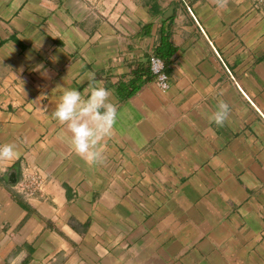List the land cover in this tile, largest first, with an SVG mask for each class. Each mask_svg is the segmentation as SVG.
<instances>
[{
	"label": "crops",
	"instance_id": "obj_1",
	"mask_svg": "<svg viewBox=\"0 0 264 264\" xmlns=\"http://www.w3.org/2000/svg\"><path fill=\"white\" fill-rule=\"evenodd\" d=\"M159 51L164 91L149 70ZM89 72L118 108L101 165L52 118ZM9 142L0 264H264V0H0ZM34 171L44 184L25 197L15 183Z\"/></svg>",
	"mask_w": 264,
	"mask_h": 264
},
{
	"label": "clouds",
	"instance_id": "obj_2",
	"mask_svg": "<svg viewBox=\"0 0 264 264\" xmlns=\"http://www.w3.org/2000/svg\"><path fill=\"white\" fill-rule=\"evenodd\" d=\"M218 9H226L229 0H212ZM43 64L33 70L41 71ZM46 74V73H45ZM92 82L84 90L85 95L76 89H63L59 97L52 118L64 126L63 135L67 137L72 151L82 158L88 165H101L106 162L105 146L102 142L113 135L117 122L118 108L111 102L112 93L102 82H96L94 72L86 74ZM164 79H167L164 76ZM167 88L166 84L161 86ZM222 95V93H221ZM230 116V106L223 99L217 101L216 110L209 119L217 126L222 127ZM20 153L15 143L0 144V171L6 170L11 162L19 159ZM25 253H21V256ZM13 258L10 264H16Z\"/></svg>",
	"mask_w": 264,
	"mask_h": 264
},
{
	"label": "built area",
	"instance_id": "obj_3",
	"mask_svg": "<svg viewBox=\"0 0 264 264\" xmlns=\"http://www.w3.org/2000/svg\"><path fill=\"white\" fill-rule=\"evenodd\" d=\"M149 67L154 75L157 86L162 91L166 90L168 88V82L167 79H164V76L167 77L165 73V61L161 57L152 54L149 58ZM163 84L167 85L166 89L161 87ZM15 184L18 193H21L25 197H30L42 189L44 179L37 171L33 173L25 172Z\"/></svg>",
	"mask_w": 264,
	"mask_h": 264
},
{
	"label": "trees",
	"instance_id": "obj_4",
	"mask_svg": "<svg viewBox=\"0 0 264 264\" xmlns=\"http://www.w3.org/2000/svg\"><path fill=\"white\" fill-rule=\"evenodd\" d=\"M155 55H157V56H159V57H161L164 61H165V59H166V57H165V53L164 52H162V51H159V52H157ZM150 70V69H149ZM151 72V71H150ZM138 80V79H137ZM135 81H136V79H135ZM133 84H135L134 82H133ZM133 87V89H132V91L130 90H128V91H123V90H119V94H121V96L124 98V97H128L129 95H131V94H133V93H135L138 89H139V85H134V86H132Z\"/></svg>",
	"mask_w": 264,
	"mask_h": 264
},
{
	"label": "water",
	"instance_id": "obj_5",
	"mask_svg": "<svg viewBox=\"0 0 264 264\" xmlns=\"http://www.w3.org/2000/svg\"><path fill=\"white\" fill-rule=\"evenodd\" d=\"M9 181H11V182H15L16 181V177H15V173H10L9 174Z\"/></svg>",
	"mask_w": 264,
	"mask_h": 264
}]
</instances>
